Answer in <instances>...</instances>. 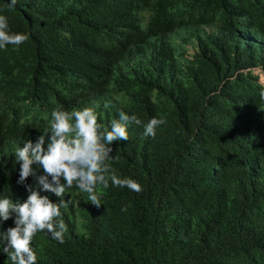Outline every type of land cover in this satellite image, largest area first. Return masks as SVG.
<instances>
[{
  "label": "trees",
  "instance_id": "trees-1",
  "mask_svg": "<svg viewBox=\"0 0 264 264\" xmlns=\"http://www.w3.org/2000/svg\"><path fill=\"white\" fill-rule=\"evenodd\" d=\"M9 2L0 15L28 39L0 49V198L31 186L59 203L32 176L17 183L15 156L54 109L91 107L102 130L121 111L142 122L108 163L143 190L109 181L96 207L66 189L65 242L38 232L37 264H264V0Z\"/></svg>",
  "mask_w": 264,
  "mask_h": 264
},
{
  "label": "clouds",
  "instance_id": "clouds-1",
  "mask_svg": "<svg viewBox=\"0 0 264 264\" xmlns=\"http://www.w3.org/2000/svg\"><path fill=\"white\" fill-rule=\"evenodd\" d=\"M16 3L17 0H10L8 7L14 8ZM27 39V34L10 32L6 17L0 15V49L9 44L20 45ZM256 74L257 82L264 87V82H259L260 74L262 77L264 74ZM260 96L264 99V91ZM165 122L162 117L152 118L143 125L144 135L154 138L157 128ZM141 123L135 115L129 116L121 111L119 119L111 121L110 130H102L91 107L71 112L54 109L49 127L36 142L28 140L23 147L16 149V163L20 166L17 183L24 184L32 176L38 189L51 192L60 200L54 203L31 186H27L30 194L24 202L0 198V223L14 217L15 226L0 232V246L11 264H37L32 241L38 232L46 231L60 244L65 242L68 228L60 209L71 203L64 199L66 189L76 186L88 194V200L96 207L101 205L97 186L102 185L106 189L109 181L112 186L127 187L137 193L143 190L137 181L120 178L108 163L113 159V142L127 141L129 124ZM38 169H42L43 174L38 175Z\"/></svg>",
  "mask_w": 264,
  "mask_h": 264
},
{
  "label": "rangeland",
  "instance_id": "rangeland-1",
  "mask_svg": "<svg viewBox=\"0 0 264 264\" xmlns=\"http://www.w3.org/2000/svg\"><path fill=\"white\" fill-rule=\"evenodd\" d=\"M187 53H188V54H191V53H192V50L189 48V49L187 50ZM253 72H254V74H256V73H259V74H260V72L257 71V70H254ZM260 77H261V79L259 80V82H260V81H261V82H262V81L264 82V77H262L261 74H260Z\"/></svg>",
  "mask_w": 264,
  "mask_h": 264
}]
</instances>
